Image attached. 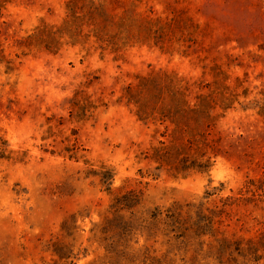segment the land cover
<instances>
[{
    "label": "rangeland",
    "instance_id": "obj_1",
    "mask_svg": "<svg viewBox=\"0 0 264 264\" xmlns=\"http://www.w3.org/2000/svg\"><path fill=\"white\" fill-rule=\"evenodd\" d=\"M0 264H264V0H0Z\"/></svg>",
    "mask_w": 264,
    "mask_h": 264
},
{
    "label": "trees",
    "instance_id": "obj_2",
    "mask_svg": "<svg viewBox=\"0 0 264 264\" xmlns=\"http://www.w3.org/2000/svg\"><path fill=\"white\" fill-rule=\"evenodd\" d=\"M164 151H166V149H164Z\"/></svg>",
    "mask_w": 264,
    "mask_h": 264
}]
</instances>
